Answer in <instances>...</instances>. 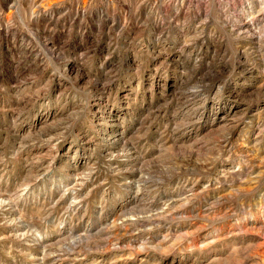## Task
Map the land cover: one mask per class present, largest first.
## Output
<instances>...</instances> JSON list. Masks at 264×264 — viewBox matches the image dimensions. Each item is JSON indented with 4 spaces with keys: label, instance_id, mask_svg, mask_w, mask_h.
Listing matches in <instances>:
<instances>
[{
    "label": "rangeland",
    "instance_id": "obj_1",
    "mask_svg": "<svg viewBox=\"0 0 264 264\" xmlns=\"http://www.w3.org/2000/svg\"><path fill=\"white\" fill-rule=\"evenodd\" d=\"M0 264H264V0H0Z\"/></svg>",
    "mask_w": 264,
    "mask_h": 264
}]
</instances>
